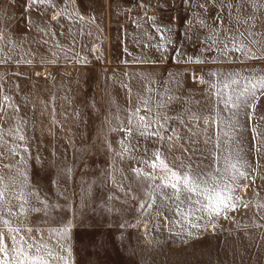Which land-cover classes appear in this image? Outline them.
Returning a JSON list of instances; mask_svg holds the SVG:
<instances>
[{"label":"rangeland","instance_id":"rangeland-1","mask_svg":"<svg viewBox=\"0 0 264 264\" xmlns=\"http://www.w3.org/2000/svg\"><path fill=\"white\" fill-rule=\"evenodd\" d=\"M260 77L264 0H0V264H264Z\"/></svg>","mask_w":264,"mask_h":264},{"label":"snow or ice","instance_id":"snow-or-ice-1","mask_svg":"<svg viewBox=\"0 0 264 264\" xmlns=\"http://www.w3.org/2000/svg\"><path fill=\"white\" fill-rule=\"evenodd\" d=\"M39 2H43V0H39ZM236 82L237 81L235 79L232 80V83H236ZM227 86L228 85H225V87H227ZM257 86L261 89H264V77L259 78L258 85H253V87H257ZM244 91L246 92L247 89H245ZM243 94L244 93L242 92L241 95H243ZM255 98H256V96H255V94H253L251 96V99H255ZM245 102L250 103V100L245 101ZM234 106L238 107V105H234ZM21 139H22V137H21ZM157 159H159V156H157ZM161 164H162V167L166 171L170 172L171 177L173 178V181L170 183V185H165V187L170 186L174 190H179L181 182L183 183V185L185 187H188V185L191 182H193L192 180H190V176L186 172H181L178 174L176 171H171L170 169H168L167 165H164L163 162H161ZM153 167H155V165H153ZM176 167L178 169H185L186 168V166L183 164V162H181L179 165H176ZM240 175L243 176L244 173H240ZM191 176L193 178H196L197 174L192 173ZM191 190H193V189L189 188V191H191ZM210 199H212V198L210 197ZM214 199H215L214 204H212L210 206V214H211L213 219H215L217 216H219L221 214L222 211L227 210L228 208H233V210H235L234 206L232 204L228 203L229 198L220 199L219 197H215ZM66 232H67V229L64 230L65 234H66ZM2 239L3 238L0 237V242H2ZM12 239H15V237H12ZM57 246L59 247V249L61 251L65 250L63 244H58ZM0 251L7 252V249L0 246ZM17 252H18L19 256L24 257L23 260L18 261V264H28L29 254H27L23 249H18ZM48 255L52 256L53 254L51 252H49ZM57 259L60 261V264H69L68 259H66L64 256H59ZM37 262H38V264H47V261H45L43 259V257H35L32 259V264H37ZM5 264H8V262L5 261Z\"/></svg>","mask_w":264,"mask_h":264}]
</instances>
